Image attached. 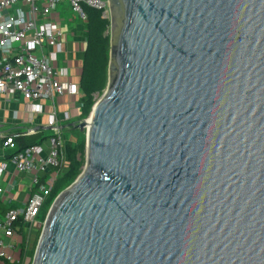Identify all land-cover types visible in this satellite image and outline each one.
<instances>
[{"label":"water","instance_id":"95a60500","mask_svg":"<svg viewBox=\"0 0 264 264\" xmlns=\"http://www.w3.org/2000/svg\"><path fill=\"white\" fill-rule=\"evenodd\" d=\"M85 163L31 264H264V0H108Z\"/></svg>","mask_w":264,"mask_h":264},{"label":"built area","instance_id":"2783aa9c","mask_svg":"<svg viewBox=\"0 0 264 264\" xmlns=\"http://www.w3.org/2000/svg\"><path fill=\"white\" fill-rule=\"evenodd\" d=\"M67 2L81 24L86 21L84 6L102 11L108 18V0H0V95L23 99V113L28 124L45 115L43 124L25 130L0 132L1 147L10 152L8 161L14 172L29 174V193L21 207L0 211V260L2 264L19 262L22 238L25 244L38 219L60 169L66 162L64 131L72 130L80 120L77 105L81 94L67 64L65 44L75 36L54 10ZM74 38V37H73ZM62 99V100H61ZM48 129L39 144L15 151V138ZM7 160H0V199L7 172ZM9 192V191H7Z\"/></svg>","mask_w":264,"mask_h":264},{"label":"trees","instance_id":"16d2710c","mask_svg":"<svg viewBox=\"0 0 264 264\" xmlns=\"http://www.w3.org/2000/svg\"><path fill=\"white\" fill-rule=\"evenodd\" d=\"M86 21L82 23V32H84L85 48L82 55V65L79 76L80 96L77 105L80 108V118H86L96 102V95H101L107 83V68L109 61V18L102 17V11L84 6ZM78 130V129H77ZM79 131V130H78ZM80 132V131H79ZM80 141L74 142L73 139L66 143V162L67 169L59 175L53 184L50 195L48 196L43 209L45 212L41 217L44 220L45 213L56 195L67 187L81 172L85 159V137L82 132ZM45 139V136L38 134L23 135L15 138L17 142L16 152L26 146L39 144ZM19 262L10 264H20L25 249V241L21 244ZM5 264H8L7 262ZM26 264H31V259Z\"/></svg>","mask_w":264,"mask_h":264},{"label":"crops","instance_id":"0c3cea01","mask_svg":"<svg viewBox=\"0 0 264 264\" xmlns=\"http://www.w3.org/2000/svg\"><path fill=\"white\" fill-rule=\"evenodd\" d=\"M78 29L81 30V28L79 27H76L72 30V32H75V36L70 35L65 44V49L67 53L66 55L68 58L67 64L70 68L73 80L76 82L79 81L80 69L82 65V55L84 50L81 45L82 42L79 40L77 41ZM23 102L24 101L21 98L5 97L4 95H0V132L25 130L27 127H33L45 123L46 116L43 114L39 115L36 118L34 124L26 123L25 115L22 110ZM38 133L41 136L46 137L49 135L50 130L45 129L42 132H37L35 134ZM9 156L10 152L4 150L0 144V160H7L8 162V174L4 177V180L2 182L3 186L6 188V191L4 193V197L0 199V211H3L9 207L23 206L29 193V174L14 172L13 165L8 161ZM0 264H2L1 260Z\"/></svg>","mask_w":264,"mask_h":264},{"label":"rangeland","instance_id":"374dc122","mask_svg":"<svg viewBox=\"0 0 264 264\" xmlns=\"http://www.w3.org/2000/svg\"><path fill=\"white\" fill-rule=\"evenodd\" d=\"M54 14L56 15V17L63 19L69 28H72L74 25L77 24H81L80 20L78 19L77 14L72 10V8L70 7V5L67 2H60L56 5V8L54 10ZM110 13L108 11V18H110ZM79 28H81L82 30V25L78 26ZM80 29H78L77 33H78V39L77 41H81L82 42V48H85V39H84V32H82ZM80 31V32H79ZM110 36V25H109V29L107 32ZM104 92V90H103ZM102 92V93H103ZM102 95V94H101ZM101 95H96V101L98 100V98H100ZM62 100V99H61ZM80 117V116H78ZM80 132L77 129H72V130H65L64 131V139L71 141V139L74 140V142H77L78 140L80 141V139L82 138L81 135L79 134ZM83 133V132H82ZM84 137L85 134L83 133ZM1 144V143H0ZM84 163H85V159H84ZM84 166V164H83ZM82 166V169H83ZM67 167V162L64 161V164L62 165L61 169H60V175L66 171ZM65 188V187H64ZM63 188V189H64ZM49 208V207H48ZM48 210V209H47ZM45 212V209H41L40 214L38 219L41 221V217L43 215V213ZM47 213V211H46ZM45 213V215H46ZM45 218V217H44ZM43 221H41L42 223ZM41 228H42V224H35L32 226V228L30 229L28 236H27V240H26V244H25V249L23 250V256H22V260L20 262V264H26L27 261H29L30 259H32L33 257V253L35 250V246L39 237V234L41 232ZM20 239L23 241H25V236L23 235V237Z\"/></svg>","mask_w":264,"mask_h":264},{"label":"flooded vegetation","instance_id":"af4514ba","mask_svg":"<svg viewBox=\"0 0 264 264\" xmlns=\"http://www.w3.org/2000/svg\"><path fill=\"white\" fill-rule=\"evenodd\" d=\"M80 76V75H79Z\"/></svg>","mask_w":264,"mask_h":264}]
</instances>
